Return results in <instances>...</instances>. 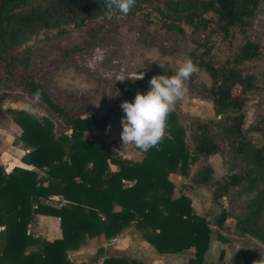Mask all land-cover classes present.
Instances as JSON below:
<instances>
[{
  "label": "trees",
  "instance_id": "trees-1",
  "mask_svg": "<svg viewBox=\"0 0 264 264\" xmlns=\"http://www.w3.org/2000/svg\"><path fill=\"white\" fill-rule=\"evenodd\" d=\"M263 3L264 0H136L135 7L122 18L140 16L168 31L190 29L194 34L206 35L207 40L198 44L189 57L207 77L204 89L212 99L214 114L221 118L222 133L230 140L232 151L247 158L251 165L249 171L231 172L215 182L214 201L231 188L253 192L257 183L264 182V118L250 127L263 139L260 145L245 129L250 95L262 79L253 62L262 58L263 46L250 38L249 30ZM105 13V0H0V80L11 81L32 97L42 90L41 104L67 127V132L57 134L48 118L39 120L23 110H7L21 129L20 141L25 147L21 163L33 169L14 167L5 173L0 167V227L4 228L0 264H75L69 260L70 251L79 250L94 238L112 240L130 226L141 232L143 241L159 255L193 249V258L187 264H208L204 256L210 242L209 224L194 212L186 195L174 197V185L169 179L173 174L188 176L190 164L197 157L219 152L207 125L195 122L192 155L185 128L173 111L159 149L140 150V162L120 159L109 145L86 137L88 132L107 127L106 116L71 117L27 72L32 42L117 20L108 19ZM218 45L236 47L220 59ZM136 91V87L127 86L120 105L133 102ZM110 165L117 170L111 171ZM212 173L211 167L204 166L193 182L208 185L212 183ZM123 180L133 184L126 186ZM51 196H59L65 204L58 208L45 204ZM246 209L235 223L236 230L264 244V225L259 222L264 211V189L256 191ZM37 215L59 218L62 238L49 242L29 235L27 226ZM223 219L224 215L220 222ZM242 261L256 264L255 253L245 251ZM101 264L145 263L111 257Z\"/></svg>",
  "mask_w": 264,
  "mask_h": 264
},
{
  "label": "rangeland",
  "instance_id": "rangeland-1",
  "mask_svg": "<svg viewBox=\"0 0 264 264\" xmlns=\"http://www.w3.org/2000/svg\"><path fill=\"white\" fill-rule=\"evenodd\" d=\"M249 36L263 46L262 58L253 62L255 71L262 79L259 88L250 95L246 107L245 129L252 141L260 145L263 139L256 132L250 131V127L264 118V3L252 19ZM206 40L203 33L194 34L190 29L183 32L168 31L140 16L108 20L84 29L72 30L63 36L32 42L27 72L42 84L52 101L71 117H107V127L86 133L87 138L109 145L120 159L130 160L127 156L135 159L134 153L141 161L143 154L140 149L133 144L124 146L121 140V119L125 114L119 110V105L123 91L127 86H132L136 87V94H146L153 76L174 75L179 67L178 62L190 58V53L198 44ZM218 47L217 54L223 59L234 51L236 45L233 49L224 45ZM207 83L204 73L194 75L188 82L186 94L176 103L174 111L185 128L186 143L192 155L195 148L192 136L197 121L207 125L210 137L219 146V152L209 157H197L190 164L188 176L170 175L174 197L186 195L191 200L194 212L209 224L211 234L209 248L204 256L206 263L244 264L243 253L251 250L255 253L258 264L264 260V244L239 233L235 223L245 215L248 200L257 190L264 189V182L257 183L253 192L242 187L231 188L223 197L214 201L215 182L222 181L231 172L241 174L249 171L251 165L247 158L232 151L230 140L223 135L221 118L214 114L212 99L204 89ZM0 107V167L5 173L10 167L21 166L18 160L22 157V151H25L20 141L21 129L13 123L8 109L26 111L39 120L48 118L54 124L55 133L67 132L60 117L41 103L33 104V97L9 80H0ZM139 160L130 161L140 162ZM204 166L213 170L212 183L197 185L193 179ZM222 215L224 219L220 222ZM259 222L264 225V211ZM0 231L1 246L3 230ZM127 235L129 238L126 240ZM134 235L139 242L147 244H143L147 249V256L140 254L142 249L145 250L143 246L139 245L138 250L133 245ZM119 237L120 241L116 245L108 247V251H113L112 255L117 258L126 257L145 264H187L193 258V249L160 256L143 241L141 232L136 231L133 226L128 227ZM102 239L104 242L88 243L89 248L97 243L96 246L104 249V243L109 240ZM134 248L140 256L135 253Z\"/></svg>",
  "mask_w": 264,
  "mask_h": 264
},
{
  "label": "clouds",
  "instance_id": "clouds-1",
  "mask_svg": "<svg viewBox=\"0 0 264 264\" xmlns=\"http://www.w3.org/2000/svg\"><path fill=\"white\" fill-rule=\"evenodd\" d=\"M108 19L126 17L136 5V0H105ZM174 75L153 76L146 94L137 92L133 102L124 101L120 107L125 113L121 119V140L123 145L133 144L143 152L159 149L168 128V117L175 110L176 103L187 92L188 82L201 69L191 58L179 61ZM143 79V78H142ZM43 102V92L33 94V104ZM264 264V260L258 262Z\"/></svg>",
  "mask_w": 264,
  "mask_h": 264
},
{
  "label": "crops",
  "instance_id": "crops-1",
  "mask_svg": "<svg viewBox=\"0 0 264 264\" xmlns=\"http://www.w3.org/2000/svg\"><path fill=\"white\" fill-rule=\"evenodd\" d=\"M133 152H134V150H133ZM119 153H121V152H119ZM24 154H25V151H22V155L21 156L23 157ZM133 157L135 159H133L130 156H127V158H129L130 160H134V161L135 160H137V161L139 160L137 158L138 156H136L134 153H133ZM20 160H18V163L21 166H17V167H21V168H24V169H27V170H32L33 169L32 167L23 165L20 162ZM13 168L14 167H10L9 171H6V173L11 172V170ZM110 170L111 171H116L117 170V167H115L113 165H110ZM45 204H47V205H49L51 207H54V208H58L61 205H64L65 204V201L61 200V198L59 196H51V197H49L48 200H45ZM0 230H3V227H0ZM27 233L29 235H32L34 238L36 237V238L45 239V240H47L49 242H52L54 240L61 239L62 238V233H61V230H60V220L57 217L45 216V215H37V216H35L34 221L31 222L27 226ZM121 237H119V238L117 237V238H114L112 240L106 241L104 243V245H105L104 246V249L102 247L96 246L97 243L94 244V247L91 246V248H89V246H88V243H90V242H94V241L101 242V241H103V239H102L103 237H99V238H94V239L88 240L89 242L87 241V243L85 244L83 250H80L79 249L77 251H70L68 253L69 260L71 262L75 263V264H79V263H84V264H101L105 259L114 257L112 255V253H114V252L113 251H110V250L108 251V247L116 245L117 242L120 241V238ZM128 238H129V235H127L126 240ZM133 238H135V241H133V245L137 246L136 248H138V250H140V247H138L139 245L140 246H143V248H145V250L142 249V251H141L142 253H140V254L147 256L148 252H147L146 247H144V245L146 246L147 244L144 243V242H139L136 239L135 235L133 236ZM136 248H134L135 253H137V255L140 256L139 253L137 252ZM116 249H118V248H116ZM89 254H91V255H89ZM93 256H95V257H93ZM153 257H155V256H153Z\"/></svg>",
  "mask_w": 264,
  "mask_h": 264
},
{
  "label": "built area",
  "instance_id": "built-area-1",
  "mask_svg": "<svg viewBox=\"0 0 264 264\" xmlns=\"http://www.w3.org/2000/svg\"><path fill=\"white\" fill-rule=\"evenodd\" d=\"M122 183L126 186H131L133 184V182H128V181H125L123 180Z\"/></svg>",
  "mask_w": 264,
  "mask_h": 264
}]
</instances>
